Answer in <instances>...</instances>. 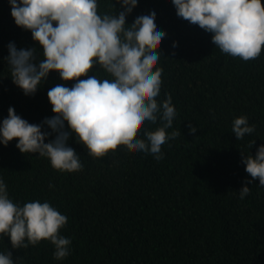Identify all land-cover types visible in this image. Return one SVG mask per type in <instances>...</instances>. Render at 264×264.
<instances>
[{
	"label": "trees",
	"instance_id": "trees-1",
	"mask_svg": "<svg viewBox=\"0 0 264 264\" xmlns=\"http://www.w3.org/2000/svg\"><path fill=\"white\" fill-rule=\"evenodd\" d=\"M153 4L166 32L158 45L163 83L157 99L172 97L177 117L167 131L181 134L162 146L159 161L124 141L93 158L70 140L83 164L75 173L53 169L38 153H20L16 141L0 145V177L10 198L50 202L67 216L60 234L72 242L70 255L58 261L47 241L13 249L8 237L0 238V252H11L15 264H264V186L256 179L246 185L248 196L239 194L252 179L241 151L254 156L264 143V48L248 61L223 53L212 34L177 17L171 0H138L126 22ZM100 9L111 10V0H101ZM10 42L36 46L15 25L8 0H0V121L13 107L39 124L53 115L48 89L62 81L50 73L34 96H25L10 79ZM239 116L255 125L242 140L232 133Z\"/></svg>",
	"mask_w": 264,
	"mask_h": 264
},
{
	"label": "clouds",
	"instance_id": "clouds-1",
	"mask_svg": "<svg viewBox=\"0 0 264 264\" xmlns=\"http://www.w3.org/2000/svg\"><path fill=\"white\" fill-rule=\"evenodd\" d=\"M8 3L15 25L30 32L36 45H7L5 60L13 84L25 96H34L50 73H58L62 83L48 89L53 115L39 124L29 123L9 107L7 117L0 121V145L7 147L16 141L20 153H38L53 169L66 173L83 170L70 140L84 146L93 158L103 157L109 146L124 141L137 152L151 154L157 161L163 159L162 146L181 133L167 131L177 117L172 97L157 99L163 83V69L157 67L161 56L158 45L166 32L158 24L155 4L136 11L129 24L127 18L138 0H115V4L111 0L107 11H101V0ZM171 3L177 17L212 34V43L223 53L244 61L260 56L264 48L262 0ZM145 122H159V126L148 130L141 127ZM188 127L190 133L197 131L191 124ZM253 132L255 125L249 124L247 116L232 121L237 140ZM241 156L252 178L239 191L244 199L250 194L247 184L258 179L264 186V143L254 156L242 151ZM67 222V216L47 200L15 202L0 177V238L8 237L13 249L47 241L54 247V259L62 261L70 255L72 243L60 234ZM0 264H15L11 252H0Z\"/></svg>",
	"mask_w": 264,
	"mask_h": 264
}]
</instances>
